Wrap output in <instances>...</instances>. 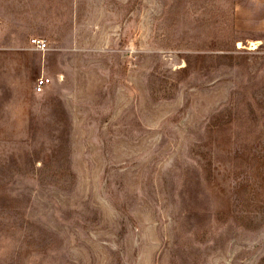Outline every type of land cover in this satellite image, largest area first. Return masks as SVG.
<instances>
[{"label":"rangeland","instance_id":"1","mask_svg":"<svg viewBox=\"0 0 264 264\" xmlns=\"http://www.w3.org/2000/svg\"><path fill=\"white\" fill-rule=\"evenodd\" d=\"M0 264H264V0H0Z\"/></svg>","mask_w":264,"mask_h":264},{"label":"built area","instance_id":"2","mask_svg":"<svg viewBox=\"0 0 264 264\" xmlns=\"http://www.w3.org/2000/svg\"><path fill=\"white\" fill-rule=\"evenodd\" d=\"M31 44L33 47H35L39 52H45L47 50V43L43 39L33 38L31 39ZM50 84V79L39 77L34 85V92L36 94L43 93L45 87H47Z\"/></svg>","mask_w":264,"mask_h":264},{"label":"crops","instance_id":"3","mask_svg":"<svg viewBox=\"0 0 264 264\" xmlns=\"http://www.w3.org/2000/svg\"><path fill=\"white\" fill-rule=\"evenodd\" d=\"M252 13H253V12H252ZM254 13H255V14H257V13L261 14V13H263V10H262V9H259V8H258V9L256 8V9L254 10Z\"/></svg>","mask_w":264,"mask_h":264},{"label":"bare ground","instance_id":"4","mask_svg":"<svg viewBox=\"0 0 264 264\" xmlns=\"http://www.w3.org/2000/svg\"><path fill=\"white\" fill-rule=\"evenodd\" d=\"M255 48H257V47H256V43H252V44H251V49H255Z\"/></svg>","mask_w":264,"mask_h":264}]
</instances>
